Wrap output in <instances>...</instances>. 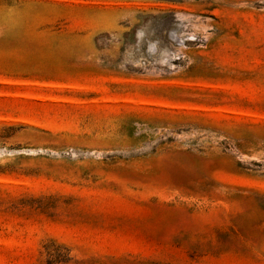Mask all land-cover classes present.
<instances>
[{"label": "rangeland", "instance_id": "rangeland-1", "mask_svg": "<svg viewBox=\"0 0 264 264\" xmlns=\"http://www.w3.org/2000/svg\"><path fill=\"white\" fill-rule=\"evenodd\" d=\"M0 264H264V0H0Z\"/></svg>", "mask_w": 264, "mask_h": 264}]
</instances>
